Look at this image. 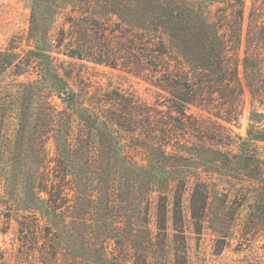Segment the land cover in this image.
Returning <instances> with one entry per match:
<instances>
[{
	"label": "trees",
	"instance_id": "obj_1",
	"mask_svg": "<svg viewBox=\"0 0 264 264\" xmlns=\"http://www.w3.org/2000/svg\"><path fill=\"white\" fill-rule=\"evenodd\" d=\"M81 1L89 13L72 20V28L82 35L83 42L74 39L70 55L124 66L147 78L167 103L147 115L116 107L120 103L114 98L112 106H107L109 113L87 105L67 87L52 56L50 29L55 15L77 0H32L31 48L24 55L0 51V110L17 114L16 138L9 163L3 168L6 187L13 192L24 182L25 193L33 197L31 208L44 216L45 227H52L59 246L72 250L71 264L78 257L85 258L87 264H125L127 257L121 259L118 246L131 255V264H164L161 258L187 264L182 197L191 177V217L199 227L209 194V183L199 175L201 166H214L217 173L232 171L257 178L260 164L253 145L264 140L250 123L247 136L239 135L235 148L216 149L206 143L209 118L192 119L187 108L194 105L211 113L219 126L224 127L221 121H238L245 92L241 66L253 98L264 103V21L251 23L242 48L244 0H116L111 12L117 16V27L111 30L103 27L111 19L105 14L109 12L106 0ZM32 69L37 70L36 79H19ZM52 95L68 105L58 109ZM253 116L264 113L254 111ZM130 118L135 121L127 129L124 123ZM74 119L82 127L75 137ZM45 127L53 131L59 158H68L70 189L74 191L68 213L81 203L82 196L89 195L106 214L104 227L109 228L101 235L97 229L89 230L87 247L79 242L75 229L79 217L67 215L54 197L62 192L61 184L45 177L46 152L43 145H36L46 134L38 130L45 131ZM131 135L141 139L142 145L127 149V136ZM22 144L30 149L22 152ZM93 146L105 154L106 169L100 175L99 189L97 182L84 189L97 171L89 161L88 147ZM170 186L171 236L167 197L156 207L154 231L147 202L152 193ZM90 220L85 222L87 227H101L99 219ZM58 252L57 247L55 256Z\"/></svg>",
	"mask_w": 264,
	"mask_h": 264
},
{
	"label": "rangeland",
	"instance_id": "obj_2",
	"mask_svg": "<svg viewBox=\"0 0 264 264\" xmlns=\"http://www.w3.org/2000/svg\"><path fill=\"white\" fill-rule=\"evenodd\" d=\"M115 1L106 0V11L110 13L105 14H108L106 17L111 19L103 27L110 30L117 27V16L111 12L115 11ZM31 12L32 0H0V51L8 50L17 55H24L31 48L29 37ZM84 13H89L86 5L81 0H77L74 6L66 5L62 8L51 24L50 35L54 43L53 61L66 79L67 87L78 93V97L87 105L101 113H109L107 106H112L114 102L110 101L113 98L120 103L116 107L127 111L139 110L146 115L154 107L167 103L164 97L158 95V89L147 78L135 75L124 66L97 62L90 57L79 58L70 55L74 39L79 44L83 42L82 35L72 28V20L75 16L86 15ZM111 21L113 22L110 23ZM263 21L264 0H244L242 48L247 42L251 23L258 25ZM242 68L243 66L240 70L245 92L238 121L227 123L220 120L224 127L219 126L214 122L217 118L211 113L194 105L187 108V114L192 115V119L209 118L207 135L210 138H207L206 143L222 151L235 148L233 145L238 142L239 135L247 136L250 123L255 126V131L264 135V116H253L254 111L264 113V103L253 98L243 80ZM37 77V70L32 69L29 74L19 79H36ZM51 98L58 109L68 105L57 95H52ZM16 117V112L9 109L7 112L0 110V264H71L69 254L73 253L72 250L68 251L65 246L63 248L59 246L52 227H45L44 216L39 210L31 208L30 203L33 197L25 193L24 182L20 181L13 192L6 187L3 168L9 163L7 159L13 149V140L16 138ZM251 117L253 121L250 120ZM134 121L135 119L131 120V118L125 120V127L131 128L133 123L130 122ZM193 121L196 122V120ZM141 122L145 123V121ZM72 127L73 137H75L82 128L78 119L72 120ZM194 129L195 133H198L197 129ZM38 132L46 133L43 134L42 139L36 141V145L40 148L43 145L46 152L45 177L61 184L59 188L62 192L54 197L57 198V203L67 211V215L73 214L79 217L80 222L75 229L79 233V242L86 246L85 237L89 230L97 229L101 235L109 228L104 227L106 214L89 195L82 196L81 203L77 204L72 213H68V205L72 203L74 197V191L70 189L73 185L68 176V158H59L52 130L45 127V131L38 130ZM125 132L129 134V130ZM142 133H146V129H143ZM127 139V149L142 145L141 139L137 137L131 135L127 136ZM253 146L260 164L257 178L232 171L227 173L222 171L223 175L214 171L216 170L214 166L211 168L201 166L199 175L209 183V194L208 208L199 227L192 222L191 217L190 191L194 176L191 177L182 197L184 224L182 229L186 238L187 264H264V140L257 141ZM88 148L89 161L97 171L93 174V181L85 184L83 188L91 187L92 183L97 182L99 189L100 175L103 169H106L105 166L103 167L105 154L102 151L99 152L96 146ZM29 149V145L22 144V152ZM22 163L24 164V161ZM103 176L106 177V174ZM164 197H167L166 202L169 203L168 231L171 236L173 231L172 203H170L172 186L163 192L156 191L148 197L150 228L153 231L156 229V207L159 200ZM92 218L99 219L101 227H87L85 222L91 221ZM64 236L66 237V233ZM167 241L169 242V239ZM57 247L59 252L55 256ZM118 247L117 252L121 259L124 261L127 257L125 264H131V255L124 253ZM161 259L164 264H172L169 258ZM77 260L72 264H87L85 258L78 257Z\"/></svg>",
	"mask_w": 264,
	"mask_h": 264
}]
</instances>
